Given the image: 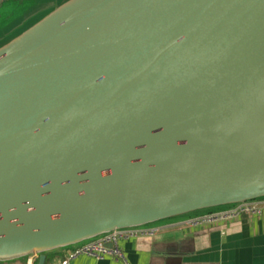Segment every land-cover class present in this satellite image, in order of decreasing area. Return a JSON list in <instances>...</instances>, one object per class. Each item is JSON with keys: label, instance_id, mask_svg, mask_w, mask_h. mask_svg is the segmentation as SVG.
Listing matches in <instances>:
<instances>
[{"label": "water", "instance_id": "water-1", "mask_svg": "<svg viewBox=\"0 0 264 264\" xmlns=\"http://www.w3.org/2000/svg\"><path fill=\"white\" fill-rule=\"evenodd\" d=\"M263 103L264 0H68L0 48V264L264 201Z\"/></svg>", "mask_w": 264, "mask_h": 264}, {"label": "crops", "instance_id": "crops-1", "mask_svg": "<svg viewBox=\"0 0 264 264\" xmlns=\"http://www.w3.org/2000/svg\"><path fill=\"white\" fill-rule=\"evenodd\" d=\"M3 3L0 0V11L7 6V17L10 18L14 11L16 15L21 13L17 18H11L7 26L3 25L4 28L0 30V48L6 45L7 37L19 36L26 22L28 25V21L36 16L45 12L49 14L62 5L54 7L55 0H34L23 13L16 0ZM0 18L3 16L0 15ZM150 227L158 229L155 236L120 242L125 261L111 257L97 260L82 256L70 264H264V208L260 216H241L238 220L219 225L193 227L184 224V221H173ZM73 249L71 247L47 253L46 264H62ZM29 259L5 264H28Z\"/></svg>", "mask_w": 264, "mask_h": 264}, {"label": "built area", "instance_id": "built-area-1", "mask_svg": "<svg viewBox=\"0 0 264 264\" xmlns=\"http://www.w3.org/2000/svg\"><path fill=\"white\" fill-rule=\"evenodd\" d=\"M264 208V201H253L240 204L232 209L221 212L209 213L184 221V224L193 227H205L210 225H219L229 221L238 220L241 216H260ZM158 232L155 227H139L135 229L121 230L110 233L88 242L82 243L69 252L68 258L62 264H70L71 261L88 256L103 260L111 257L118 260H124L119 244L121 241L135 239L139 237H153ZM110 246V247H109ZM37 257L30 258L28 264H36ZM127 264V263H126Z\"/></svg>", "mask_w": 264, "mask_h": 264}, {"label": "rangeland", "instance_id": "rangeland-1", "mask_svg": "<svg viewBox=\"0 0 264 264\" xmlns=\"http://www.w3.org/2000/svg\"><path fill=\"white\" fill-rule=\"evenodd\" d=\"M64 1H68V0H55V3H54V7H57L58 5L62 4ZM61 6V5H60ZM59 7V6H58ZM19 11V10H18ZM48 11V10H47ZM0 15L3 16V18H0V30L4 28L3 25H8L9 24V20L11 18H14L16 16V18L20 15L21 12H18V14L16 15L15 11L13 12L12 16L9 18V16L7 17V14L9 12V9L8 7L6 6V9H2L0 11ZM47 12L39 15V16H36L35 18L31 19L29 22H28V25H26L25 28H23V31L28 28L29 26L31 27L33 24H36L40 18L42 19V17L46 14ZM6 14V15H5ZM6 18V19H5ZM3 19H5V21H2ZM5 264V263H3Z\"/></svg>", "mask_w": 264, "mask_h": 264}, {"label": "flooded vegetation", "instance_id": "flooded-vegetation-1", "mask_svg": "<svg viewBox=\"0 0 264 264\" xmlns=\"http://www.w3.org/2000/svg\"><path fill=\"white\" fill-rule=\"evenodd\" d=\"M4 1V3L6 2L7 3V1H9V0H3ZM11 1V0H10ZM17 2H19V4H20V6H21V9H22V11H23V13L25 12V11H27L29 8H30V3H32L34 0H16ZM3 3V4H4ZM48 14V13H47ZM46 14V15H47ZM29 22V21H28ZM25 25H27V22L25 23ZM26 27V26H25ZM24 28V27H23ZM27 29V28H26ZM26 29L24 30V31H26ZM23 30H22V32L21 33H23L24 32ZM20 33V34H21ZM16 36H9V37H7L6 38V42H5V44H7V43H9L10 41H12L14 38H15Z\"/></svg>", "mask_w": 264, "mask_h": 264}, {"label": "bare ground", "instance_id": "bare-ground-1", "mask_svg": "<svg viewBox=\"0 0 264 264\" xmlns=\"http://www.w3.org/2000/svg\"><path fill=\"white\" fill-rule=\"evenodd\" d=\"M259 113L260 114H258L259 116H258V121L259 122H261V123H264V103L262 104V107H261V109L259 110Z\"/></svg>", "mask_w": 264, "mask_h": 264}]
</instances>
